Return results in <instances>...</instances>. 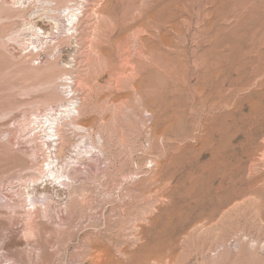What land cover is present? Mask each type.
<instances>
[{
	"label": "rangeland",
	"instance_id": "374dc122",
	"mask_svg": "<svg viewBox=\"0 0 264 264\" xmlns=\"http://www.w3.org/2000/svg\"><path fill=\"white\" fill-rule=\"evenodd\" d=\"M10 1L0 264H264V0H71L73 29L39 23L41 42L8 41L25 23ZM37 178L39 250L5 205Z\"/></svg>",
	"mask_w": 264,
	"mask_h": 264
},
{
	"label": "bare ground",
	"instance_id": "6f19581e",
	"mask_svg": "<svg viewBox=\"0 0 264 264\" xmlns=\"http://www.w3.org/2000/svg\"><path fill=\"white\" fill-rule=\"evenodd\" d=\"M10 1V0H9ZM59 2V1H58ZM66 4L61 7L60 4H58L55 0H11L9 2L10 7L14 9L13 11H16L20 13L22 18L24 19L23 23V29H18L14 32V35L12 36L10 34L7 35L8 41L14 40L15 42L20 41H32L34 38L41 39L38 40L39 42L42 41L43 36L47 35L48 33L43 30L41 26L43 24H46V26H52L57 25L60 27L61 25L64 26L65 22H68L69 25H72V28H67V31L69 32L74 27V21L77 22L79 20V2H75L73 5H68L71 0L65 1ZM60 9H57L59 8ZM27 10V11H26ZM20 16V17H21ZM65 20V21H64ZM41 23V26L39 25ZM28 26V28H25ZM45 26V25H44ZM64 28H66L64 26ZM12 36V37H11ZM11 37V38H10ZM34 42H31V44ZM46 45H48L50 42L46 41ZM41 45V44H40ZM37 48V46H35ZM35 54L33 52L30 53L28 57H33ZM35 61V60H33ZM73 90H70V93H72ZM62 94V96H61ZM63 92H60L56 90L55 92L52 91L50 93H47V95L44 97V101L48 103H52L55 101H61L65 96H63ZM65 99V98H64ZM67 102H70L72 106L75 105L74 99L69 98ZM50 107V105H49ZM47 106V108H49ZM72 111H77V106L72 107ZM72 111H69V113H72ZM38 112L36 111L33 116L36 119L38 116ZM50 120L48 118H45L44 123H49ZM49 128V127H48ZM51 135L48 134V137ZM23 155H30L34 156L35 150L34 149H24L22 150ZM49 177L45 182H62V179L64 177L68 178L69 176L64 173H59L54 170L49 171ZM51 179V180H50ZM38 178L31 182H24V188L25 190H20L16 192H10V197L7 199V203L5 205H8L10 208H21L23 212L26 214V226H27V233L25 235L26 238V244L28 246H32V248L39 250L40 247V240L44 232V221H46V217L48 216V207H50V204H46L45 197H43V201L39 202L38 194H41L42 196L46 195V187L47 185L43 187V193H41L38 188H34V185L37 184ZM51 182V183H52ZM56 183V182H55ZM12 188V187H11ZM28 203V205H27ZM20 206V207H19ZM27 206L31 207L30 209H27ZM1 227L6 228L7 224L4 221H0ZM22 243L19 241H16L14 237H10V240L7 242V245H21ZM38 257H40V253L37 252ZM38 260V258H36Z\"/></svg>",
	"mask_w": 264,
	"mask_h": 264
}]
</instances>
